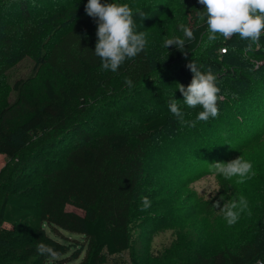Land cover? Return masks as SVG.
<instances>
[{
  "label": "rangeland",
  "instance_id": "374dc122",
  "mask_svg": "<svg viewBox=\"0 0 264 264\" xmlns=\"http://www.w3.org/2000/svg\"><path fill=\"white\" fill-rule=\"evenodd\" d=\"M72 1L29 0L30 18L18 14L16 2H0V112L20 105L24 109V98L30 104L43 99L45 78L54 79L58 88L65 82H74L88 98V111L82 115L84 126L96 134L115 126L142 128L149 119L170 112L169 102L173 98L182 111L183 108L188 110L178 91V83L185 87L190 84L192 73L186 67L190 61L196 62L198 67L203 66V72L211 68L221 90L230 88V92L218 94L223 97L219 115L209 123L211 117L207 122H197L194 128H171L155 138L146 157V179L154 189L151 200L154 212L130 224V248L116 254L104 250L98 264H191L198 259V254L211 255L246 237L264 235V68L257 67L264 59L261 61L263 55L255 53L258 47L233 49L242 60L240 67L246 68L242 73L250 77L253 84L245 88L239 79L232 80L226 75L228 65L219 54L218 43L223 37L219 33L215 41H209L206 30L196 50L169 62L167 52L170 47L163 46L165 39L183 37L180 24L193 28L203 21L198 15L203 6L198 0H164V11L144 32L146 45L141 57L148 73L138 71L137 66L126 73L100 67L89 78L64 76L61 79L50 63L52 48L60 42L61 32L50 25L47 17ZM101 2L118 3L117 0ZM88 19L91 24L86 26L96 37V23L92 24L95 21L89 16ZM206 58L223 67L206 63ZM129 78L133 81L131 88L125 83ZM224 80L227 83L222 85ZM17 82L18 87H15ZM231 106L246 120L243 125L231 123ZM194 117L196 115L186 113L185 118L194 120ZM196 137H203V140ZM69 140L58 142L54 149H46L44 145L27 146L26 152L17 157L0 154V169L6 168L0 186V205L7 193H15L30 203H39L45 174L61 160L65 150L80 139L73 138L71 143ZM245 140L252 142L247 144ZM194 142L197 144L192 145ZM240 155L252 163L255 172L242 183L240 177L225 179L215 175L210 165H204L212 159L223 158L216 162H228ZM221 187L227 189L222 200L219 199L221 207L224 202L238 200L241 196L247 200V208L233 225H228L219 208L213 207L218 197L212 195L216 196ZM66 208L82 212L73 205ZM8 231L26 239L32 234L29 229L0 219V234ZM46 231L68 248L55 264L87 262L92 248L83 234L64 229L54 231L49 226ZM9 258L6 256L5 260ZM257 260L264 262V255Z\"/></svg>",
  "mask_w": 264,
  "mask_h": 264
},
{
  "label": "trees",
  "instance_id": "16d2710c",
  "mask_svg": "<svg viewBox=\"0 0 264 264\" xmlns=\"http://www.w3.org/2000/svg\"><path fill=\"white\" fill-rule=\"evenodd\" d=\"M1 1L10 4L16 2L21 17L30 18L32 15L29 0ZM117 1L118 4H128L134 14L137 10L144 12L143 18L134 15L136 30L141 32L147 31L165 9L164 0ZM87 2L88 0H74L47 17L50 25L61 32L60 42L52 48L50 58V63L55 66L61 79L64 76L72 79L79 76L89 78L101 67V60L94 53L97 37L86 26L91 24L85 13ZM96 27L97 25L94 29ZM191 30L195 38L186 41L187 55L199 46L202 35L207 30L206 17ZM263 36L262 32L259 47L255 49V53L263 55L261 61L264 59ZM218 44L219 54L228 65L226 75L232 80L239 79L244 88L253 85L251 78L242 73L246 68L240 67L242 60L237 58V52L233 50L247 46L248 41L242 40L237 34L230 40L222 37ZM221 48L226 51L221 52ZM142 52L134 59L126 60L117 71L126 73L137 66L138 71L148 73L149 70L142 61ZM184 56L185 53L174 46H170L167 52L169 62H175ZM206 63L216 68L223 67L211 58H206ZM257 67L264 68V62ZM201 70L204 71L203 66ZM226 83L225 80L221 82L222 85ZM43 85V99L30 104L24 98V109L20 105L0 112V154L12 158L26 152L27 146L44 145L46 149H54L58 142L65 139H70L69 143L76 137L80 140L69 146L64 155H61V160L45 174L39 203L24 201L15 193L4 196L0 205V219L29 229L32 234L29 239L11 235L9 231L0 234V264H47L46 257L37 252V244L40 242L52 246L59 252V257L64 256L68 252L67 245L50 236L46 226L54 231L64 229L83 234L92 248V253L86 263L80 264H98L102 261L104 250L109 254H116L130 248V224L135 220H143L154 212L152 202L150 208L140 210V198L147 196L151 201L154 194L152 184L146 179V157L156 137L171 128L181 129L182 126L171 112H165L146 121L142 128L115 126L95 134L84 126L86 123L83 122L82 115L88 111V98H85L84 92L74 82H65L58 88L54 79L45 78ZM15 87H18V82ZM229 90L228 87L221 92L226 94ZM22 95L20 92L19 96ZM219 103L220 101L218 108L221 107ZM229 110L231 123L243 125L246 122L236 108L231 106ZM199 111H202L200 106L188 110L183 108L185 117L186 113L195 116ZM211 120L212 118L207 123ZM214 121L213 119V123ZM198 139L203 140V137ZM245 141L247 144L252 142ZM196 144L194 142L192 145ZM222 160L223 158L212 159L204 165ZM5 175L6 168L0 169V186ZM226 191V188L221 187L217 195L212 197H218L216 201H219ZM67 205H73L82 212L69 210ZM262 255L264 235L246 237L231 247L214 251L211 255L198 254V259L191 264H255L259 261L255 259ZM6 256L10 257L8 261L5 260Z\"/></svg>",
  "mask_w": 264,
  "mask_h": 264
},
{
  "label": "clouds",
  "instance_id": "9594fccd",
  "mask_svg": "<svg viewBox=\"0 0 264 264\" xmlns=\"http://www.w3.org/2000/svg\"><path fill=\"white\" fill-rule=\"evenodd\" d=\"M198 3L203 6V11L198 12V15L202 19L206 17L209 41H215L217 33L225 40H230L238 34L242 40L248 41V49H251L253 45L259 47V40L264 32V0H198ZM85 13L93 18L97 25L94 53L100 58L101 67L104 70L116 72L126 60L134 59L144 50L145 34L136 30L137 24L134 20V15L143 18L145 16L143 11L137 10L134 14L128 4L88 0ZM179 30L183 33V37L167 38L163 46L166 49L174 46L187 55L186 41L193 40L194 33L185 24H180ZM186 67L191 71L192 79L187 87L178 83V91L182 94L183 103L188 108L195 109L200 106L202 111L198 112L194 120H186L185 113L174 98L170 99L169 110L182 127L194 128L197 122H207L210 117L216 118L219 115L218 102L223 97L218 95L221 89L216 84L217 76L211 68L203 72L202 66L198 67L194 61H190ZM125 83L129 88L133 86L130 78L126 79ZM210 166L215 175L225 179L240 177V183L249 174L255 175L252 163L241 155L228 162H214ZM140 199L141 211L151 207V201L147 196H142ZM247 206V200L243 196L238 200L224 202L222 207L219 201L213 205L214 208H219V212L222 213L228 225L235 224L240 213ZM37 252L46 257L47 264H55L60 255L52 246L43 242L37 244Z\"/></svg>",
  "mask_w": 264,
  "mask_h": 264
},
{
  "label": "built area",
  "instance_id": "2783aa9c",
  "mask_svg": "<svg viewBox=\"0 0 264 264\" xmlns=\"http://www.w3.org/2000/svg\"><path fill=\"white\" fill-rule=\"evenodd\" d=\"M226 49L221 48V52H224ZM255 264H264L262 260L257 261Z\"/></svg>",
  "mask_w": 264,
  "mask_h": 264
}]
</instances>
